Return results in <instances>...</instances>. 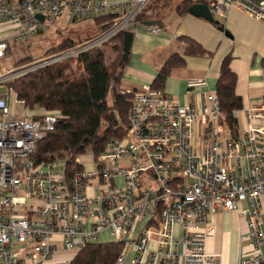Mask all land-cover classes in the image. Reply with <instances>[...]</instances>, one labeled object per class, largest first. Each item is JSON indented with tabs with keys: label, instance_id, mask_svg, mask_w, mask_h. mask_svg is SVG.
I'll list each match as a JSON object with an SVG mask.
<instances>
[{
	"label": "built area",
	"instance_id": "obj_1",
	"mask_svg": "<svg viewBox=\"0 0 264 264\" xmlns=\"http://www.w3.org/2000/svg\"><path fill=\"white\" fill-rule=\"evenodd\" d=\"M151 1L0 0V63L11 45L28 43L65 15L74 23L107 14L119 18L96 38L44 55L26 70L105 49ZM203 2L216 20L240 9L264 27V0ZM23 72L0 74V87ZM187 89L200 92V107L152 86L134 93L126 136L110 140L98 156L87 151L69 162L38 154L39 143L56 129L57 115H14L12 88L1 93L0 264H71L106 231L123 245L116 264H221L207 251L215 236L211 217L238 211L240 204L246 205L241 214L248 241L241 264H264V103L234 111L246 124L233 139L207 79L190 78Z\"/></svg>",
	"mask_w": 264,
	"mask_h": 264
},
{
	"label": "trees",
	"instance_id": "obj_2",
	"mask_svg": "<svg viewBox=\"0 0 264 264\" xmlns=\"http://www.w3.org/2000/svg\"><path fill=\"white\" fill-rule=\"evenodd\" d=\"M169 2L171 1L152 0L135 22L153 19L169 7ZM195 3L204 2L202 0ZM195 3L185 0L178 12L189 13V8ZM118 18L117 14H107L89 19L84 22L89 24L82 28L93 30L94 36L90 39L87 36L85 40L81 34L68 37L55 50L66 51L96 38L108 31ZM154 22L160 27L161 21L156 19ZM180 41L186 45L185 56L207 53L191 38L181 37ZM23 45H11L10 52ZM108 45H112L116 54L111 62H108L106 51L102 48L88 50L74 58L85 71L82 78L72 80L68 73V70H72L71 66L60 67L59 62L37 69L11 84L15 100L23 104L25 109L33 110L38 107L47 111L44 114L58 117L56 129L39 143L38 154L42 159L59 156L69 158V162L70 158L84 154L88 149L92 155L98 156L110 140L124 138L129 132L128 112L133 103L134 92L121 94L120 91V81L128 63L121 64L124 58V32L111 39ZM50 50L52 49L48 52ZM32 54H25L24 60L25 57L27 60L35 56ZM184 55L174 53L170 56L160 69L152 88L163 90L172 71L186 66ZM68 59L72 58L66 60ZM230 63L231 57L228 56L223 61L215 92L222 109V123L227 133L237 139L240 134L239 120L233 113L243 108V99L236 92L237 76L230 68ZM122 251L123 245L114 241L89 244L76 253L71 264H116Z\"/></svg>",
	"mask_w": 264,
	"mask_h": 264
},
{
	"label": "crops",
	"instance_id": "obj_3",
	"mask_svg": "<svg viewBox=\"0 0 264 264\" xmlns=\"http://www.w3.org/2000/svg\"><path fill=\"white\" fill-rule=\"evenodd\" d=\"M109 1L121 4L129 0ZM170 1L169 7L150 19L161 21V31L158 33L151 31L156 24L147 27L142 22H134L130 27V31L134 32V42L120 81L121 94L136 93L151 87L171 55L174 53L184 55L186 45L180 41V38L188 37L198 42L207 53L184 55L186 66L172 71L163 90L181 104L200 107V92L195 90L188 93L187 81L190 78L205 77L210 89L216 91L223 61L230 56V68L237 76L236 92L243 99V107L259 108L264 103L263 25L240 9H232L226 18L217 20L220 24L215 25L191 13H179L178 8L185 0ZM190 1L202 2V0ZM104 50L108 62L115 59L116 54L112 45H108ZM22 110L26 113L23 116L29 115V110L23 108ZM18 115L21 116L19 112ZM245 124L243 115L239 120L240 132ZM262 203L264 207V199ZM245 208V204H240L238 211L220 213L211 217L215 236L207 240V251L218 255L221 264H241L243 254L246 253L247 229L241 214ZM103 234L107 237L110 235L108 232H103L101 236ZM175 235L176 238H181V226L175 227Z\"/></svg>",
	"mask_w": 264,
	"mask_h": 264
},
{
	"label": "rangeland",
	"instance_id": "obj_4",
	"mask_svg": "<svg viewBox=\"0 0 264 264\" xmlns=\"http://www.w3.org/2000/svg\"><path fill=\"white\" fill-rule=\"evenodd\" d=\"M150 3L148 5H150ZM169 3L171 5V2H169ZM86 24H89V22H87V23H82V22L74 23L68 15H65L61 21H49L47 23V25L43 28V31H41L37 36H35L31 41H29L28 43H26L22 47H19L20 49L14 48L15 50L11 51L9 53V55L5 59V61L0 63V74H3V73L9 74L10 73L9 75H12L14 72H17V71H24V72L20 75L13 76L12 80H10L9 82H5L4 85L2 87H0V93L9 91V89L11 88V84L16 79H18L24 75H27L33 71H36L37 68L30 69V70H26V69H29L33 65L32 63L34 61L40 59V57H42L44 55H48V54L54 55V54H57V53L64 51V50H62L59 52L58 50H55V47H57L59 43L61 44L62 41L64 42V40L66 38H68V37L72 38L71 36H78L79 34H81V36L85 40L87 36H89V39L91 38V36H94L95 33L93 30H90L89 28H85V29L82 28V26H84ZM81 44H83V43H81ZM49 49H52V50H50V52H48ZM32 53L35 54L34 57L27 59V60L25 57V60H24L23 56H25V54H32ZM29 57H31V56H29ZM17 60H18V62H17ZM13 61H15L16 64ZM68 65L71 66V68H72V70H68V73L71 74L72 80L79 79V78H82L84 76L83 74L85 71L79 65L77 60L74 58L60 62V64L58 66L64 67V66H68ZM8 77H10V76H8ZM12 93H13L12 97H11V111H12V113L15 115V114H18V112H19L21 114V116L25 115L26 113H24L22 108L26 111H28V110L25 109L23 104H21L20 102H17L15 100L14 90H12ZM18 109H21V110L19 111ZM45 112H47V111H44V110L37 107L33 110H29L28 116H30V117L34 116L33 118H37V117L42 116ZM90 152L91 151L88 149V153H87L88 156H91ZM106 232H108L110 234L109 237H107L106 235L103 234L100 238V241H99L100 243H108L107 241L112 242L113 238L111 236V233L109 231H106ZM128 260H129V258H128Z\"/></svg>",
	"mask_w": 264,
	"mask_h": 264
},
{
	"label": "water",
	"instance_id": "obj_5",
	"mask_svg": "<svg viewBox=\"0 0 264 264\" xmlns=\"http://www.w3.org/2000/svg\"><path fill=\"white\" fill-rule=\"evenodd\" d=\"M189 13H191L192 15L199 17V18H203L206 21H208L209 23L218 25L220 24L219 21H217L214 16L212 15L209 7L204 4V3H196L193 4L190 8H189ZM38 18L44 22L45 17L42 15H39ZM143 25L147 26V27H151L155 24L154 21L152 20H148V21H144L142 22ZM133 42H134V32L128 30L124 32V58L121 62V64H124L126 62H128L130 54H131V49L133 46Z\"/></svg>",
	"mask_w": 264,
	"mask_h": 264
}]
</instances>
